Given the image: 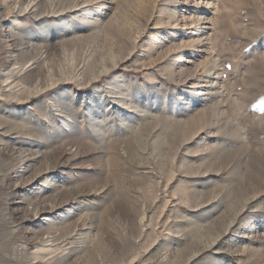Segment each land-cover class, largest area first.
I'll use <instances>...</instances> for the list:
<instances>
[{
  "label": "rangeland",
  "instance_id": "1",
  "mask_svg": "<svg viewBox=\"0 0 264 264\" xmlns=\"http://www.w3.org/2000/svg\"><path fill=\"white\" fill-rule=\"evenodd\" d=\"M0 264H264V0H0Z\"/></svg>",
  "mask_w": 264,
  "mask_h": 264
}]
</instances>
